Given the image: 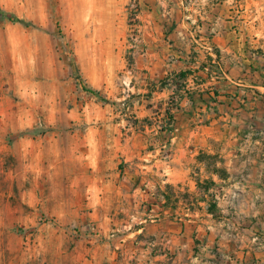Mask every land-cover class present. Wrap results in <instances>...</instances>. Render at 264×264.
Instances as JSON below:
<instances>
[{
	"label": "crops",
	"instance_id": "crops-1",
	"mask_svg": "<svg viewBox=\"0 0 264 264\" xmlns=\"http://www.w3.org/2000/svg\"><path fill=\"white\" fill-rule=\"evenodd\" d=\"M126 17L135 110L145 118L153 102L161 112L175 103L167 118L116 129L109 157L78 154L114 206L89 264H264V0H140ZM71 144L41 152H60L66 167L82 149Z\"/></svg>",
	"mask_w": 264,
	"mask_h": 264
},
{
	"label": "rangeland",
	"instance_id": "rangeland-1",
	"mask_svg": "<svg viewBox=\"0 0 264 264\" xmlns=\"http://www.w3.org/2000/svg\"><path fill=\"white\" fill-rule=\"evenodd\" d=\"M121 5V0H0V105L6 121L0 264H89L94 245L112 234L114 206L109 192L90 184L92 167L77 159L109 157L116 129L123 137L138 121L167 118L174 106L170 98L161 112L153 102L145 118L135 110L140 96L126 78L132 39L127 5ZM62 138L82 147L70 154L66 167L60 152H41L46 142ZM31 146L35 153L28 152ZM189 208L181 206L184 213ZM204 246L197 244V254Z\"/></svg>",
	"mask_w": 264,
	"mask_h": 264
},
{
	"label": "trees",
	"instance_id": "trees-1",
	"mask_svg": "<svg viewBox=\"0 0 264 264\" xmlns=\"http://www.w3.org/2000/svg\"><path fill=\"white\" fill-rule=\"evenodd\" d=\"M1 14H2V13H1ZM5 17H6V19H7L8 21H10V22H20V20L17 19L16 17H14V16L5 15ZM83 90H84L85 92L91 94V95L98 96V95H97V92L94 91V90H92V89H87V88L83 87ZM208 186H209V183L206 184V188H207ZM207 210H208L209 213H214V211H215V207H214V205H213V204H210V206H208V209H207Z\"/></svg>",
	"mask_w": 264,
	"mask_h": 264
},
{
	"label": "built area",
	"instance_id": "built-area-1",
	"mask_svg": "<svg viewBox=\"0 0 264 264\" xmlns=\"http://www.w3.org/2000/svg\"><path fill=\"white\" fill-rule=\"evenodd\" d=\"M139 1L140 0H128L127 1V10H128V13L131 19L135 18V15L138 10Z\"/></svg>",
	"mask_w": 264,
	"mask_h": 264
}]
</instances>
